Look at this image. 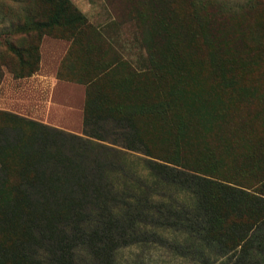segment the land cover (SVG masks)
<instances>
[{"label":"trees","instance_id":"obj_1","mask_svg":"<svg viewBox=\"0 0 264 264\" xmlns=\"http://www.w3.org/2000/svg\"><path fill=\"white\" fill-rule=\"evenodd\" d=\"M104 1L115 23H135L146 70L123 60L71 0H40L42 12L21 27L36 42L10 46L21 79L38 71L44 36L71 42L86 85L85 138L0 112V264H116L117 248L135 241L120 231L123 201L109 176L123 152L142 154L159 181L192 195L189 210L161 224L185 228L221 264H264V101L237 89L264 60V0L229 9ZM244 20L252 23H234ZM218 87L229 89L228 104Z\"/></svg>","mask_w":264,"mask_h":264},{"label":"rangeland","instance_id":"obj_2","mask_svg":"<svg viewBox=\"0 0 264 264\" xmlns=\"http://www.w3.org/2000/svg\"><path fill=\"white\" fill-rule=\"evenodd\" d=\"M73 1L80 3V0ZM218 1L229 9L230 5H240L245 0ZM43 6L40 0H0V93L5 77L15 79L12 71L18 72L17 58L10 50V46L11 44L23 46L36 42V32L31 29L28 37L27 32L21 27L25 24L29 25V18L31 17L32 21L33 15L42 12ZM35 19L40 18L35 17ZM234 23L238 25L240 23L245 27L252 21ZM226 27L229 28V22L226 23ZM238 79L237 89L251 88L260 94L259 102L264 101V60L257 62ZM227 91L229 89L225 91L221 88L218 93L216 92L225 99L226 104L229 101ZM0 112L14 114L5 110ZM169 118L166 115L161 120L164 123ZM2 119L3 117H0V122ZM169 120L170 124L174 122L173 119ZM70 127L76 131L75 135L84 137V126ZM92 127L88 128V133L96 131ZM97 134L106 135L108 141L115 138L114 131ZM73 144L77 149L81 142L73 140ZM114 155L115 158L112 160L115 159L116 168L110 170L109 176L114 183L118 200L123 201L119 207L121 209H117L116 213L119 216L120 231L135 239L130 245L117 248L114 255L116 264H221L224 261L200 245L194 237L189 236L185 228H171L161 224L164 217L169 215L174 217L178 212L192 207L193 197L189 192L159 181L147 168L146 159L140 153L123 152L118 154L119 157ZM132 220L134 226L129 225ZM81 259L88 261L85 252L81 255Z\"/></svg>","mask_w":264,"mask_h":264},{"label":"crops","instance_id":"obj_3","mask_svg":"<svg viewBox=\"0 0 264 264\" xmlns=\"http://www.w3.org/2000/svg\"><path fill=\"white\" fill-rule=\"evenodd\" d=\"M71 1L123 60L137 71L148 68L134 22L115 23L104 0ZM70 48L68 40L44 36L38 71L21 79L5 77L0 110L75 134L70 126H83L86 85L78 80L80 66L70 56Z\"/></svg>","mask_w":264,"mask_h":264}]
</instances>
